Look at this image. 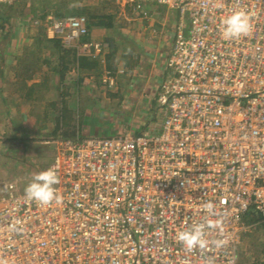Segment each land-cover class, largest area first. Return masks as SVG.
Segmentation results:
<instances>
[{
    "label": "built area",
    "instance_id": "obj_1",
    "mask_svg": "<svg viewBox=\"0 0 264 264\" xmlns=\"http://www.w3.org/2000/svg\"><path fill=\"white\" fill-rule=\"evenodd\" d=\"M108 1L177 16L155 94L161 124L54 140L49 167L60 204L29 202L1 184L0 264H237L244 216L264 217V0ZM237 10L252 31L225 40L221 21ZM27 22L64 46L79 42L90 56L102 50L101 42L80 41L89 34L84 15ZM102 82L114 84L110 71ZM209 202L215 215L204 208ZM207 219L219 221L205 230L209 247L186 252L177 232Z\"/></svg>",
    "mask_w": 264,
    "mask_h": 264
},
{
    "label": "crops",
    "instance_id": "obj_2",
    "mask_svg": "<svg viewBox=\"0 0 264 264\" xmlns=\"http://www.w3.org/2000/svg\"><path fill=\"white\" fill-rule=\"evenodd\" d=\"M115 5L119 15H110V27L90 26L88 21L89 34L80 40L103 44L94 57L81 52L79 42L67 46L76 49L74 60L71 54L61 57L48 42L57 39L46 38L42 29L30 28L26 21H16L7 48H0L2 130H22L35 142L159 128L162 118L154 110L153 99L166 72L176 14L152 5L135 14L127 6ZM123 19L128 30L113 27L114 21ZM105 71L114 77L112 86L102 82ZM31 85L35 89L26 97V87ZM51 153L52 149L50 158ZM33 161L30 168L37 171Z\"/></svg>",
    "mask_w": 264,
    "mask_h": 264
},
{
    "label": "rangeland",
    "instance_id": "obj_3",
    "mask_svg": "<svg viewBox=\"0 0 264 264\" xmlns=\"http://www.w3.org/2000/svg\"><path fill=\"white\" fill-rule=\"evenodd\" d=\"M63 0H30L29 2L18 3L17 10L11 13V19L15 27L16 21H26L46 13L54 15L57 9V3ZM66 12L70 10L83 9L84 16L87 15H115L118 16L119 10L115 2L108 0H64ZM6 6V5H4ZM116 9H115V8ZM116 10V11H115ZM45 12V13H44ZM122 18V17H121ZM177 16L175 18L176 22ZM119 21V20H118ZM114 21L115 28L127 29V21ZM176 23L172 26L174 27ZM16 28V27H15ZM113 28V29H115ZM158 115H160V112ZM156 121H160L158 117ZM5 125V124H4ZM5 127V126H4ZM13 130H2L0 124V185L8 183L20 193L24 192L26 185L32 180V177L38 173L42 167L50 165L52 153H54V139H38V142L16 143L9 140ZM28 137V136H27ZM34 138V136H29ZM82 137V136H77ZM88 137V136H86ZM48 138V137H47ZM76 138V137H75ZM45 139V138H44ZM56 140V139H55ZM43 142V143H42ZM48 144V145H46ZM48 146V147H47ZM50 147V150H49ZM52 149V157L49 152ZM49 155V158L47 156ZM33 159H36V169H31ZM51 159V160H50ZM244 229L241 233L237 250V264H264V217L249 222L244 221Z\"/></svg>",
    "mask_w": 264,
    "mask_h": 264
},
{
    "label": "clouds",
    "instance_id": "obj_4",
    "mask_svg": "<svg viewBox=\"0 0 264 264\" xmlns=\"http://www.w3.org/2000/svg\"><path fill=\"white\" fill-rule=\"evenodd\" d=\"M221 6V5H217ZM252 31V24L248 14L242 10H237L225 16L221 21L222 38L229 41L240 40L247 37ZM60 182L55 167L36 173L32 180L26 185L24 195L27 201L38 202L41 205H50L55 202L60 204L62 197L55 191L54 185ZM205 210L210 215H215L214 205L209 202L204 205ZM219 221L207 219L199 222L176 234V242L183 247L186 252L204 250L209 247L206 239V229H216ZM217 247L222 246L223 241H214Z\"/></svg>",
    "mask_w": 264,
    "mask_h": 264
},
{
    "label": "trees",
    "instance_id": "obj_5",
    "mask_svg": "<svg viewBox=\"0 0 264 264\" xmlns=\"http://www.w3.org/2000/svg\"><path fill=\"white\" fill-rule=\"evenodd\" d=\"M66 4V1H59L56 5H57V9L55 10L54 12V16L55 17H61V16H64V15H84V11L83 9H81L80 11L78 10H70V12H66V10L64 9V6ZM18 3H11V4H8L6 6H0V48L3 50L4 48H7L6 45H8V42H9V39L13 33V19H11V13L17 9L18 7ZM45 13V12H44ZM87 20L90 22V26H93V24L97 25V26H109L110 27V22L108 21V19H110V15H87L86 16ZM97 19L98 22H91L90 19ZM177 21V20H176ZM176 23V22H174ZM84 41V40H83ZM3 42V44H2ZM46 42L45 41H40V44H42ZM48 42H51L53 44V46L56 47V49L58 50L57 53H59L61 55V57L65 56L66 54H71V57L72 59L74 60L75 57H76V49L75 48H72V47H67L65 48L64 45L61 46L62 44L60 43V41L58 40H54V41H48ZM5 44V45H4ZM38 50V49H37ZM168 56V54H167ZM79 61H81V59L79 58ZM27 66V65H26ZM26 66H24V68H26ZM38 68V66H37ZM55 70V69H53ZM24 72V70H23ZM61 73V72H60ZM111 73V72H110ZM61 78V76H60ZM35 89V85H31V86H28L26 87V97L30 96L33 92V90ZM156 96V95H155ZM154 96V99H153V106H154V110L157 112L159 111V106L157 105L156 101H155V97ZM54 123L56 124V128L58 129V125H59V118L55 116L54 118ZM145 129L143 130H139L138 132H141V131H144ZM15 132H13L11 134V138L9 140H11L12 142H16V143H27L29 142L30 140H33V138H26L27 136L24 134V132L22 130H14ZM53 131H57V130H53ZM137 133V132H135ZM60 139H69V138H60ZM72 139V138H70ZM35 142H38L39 140L36 139L34 140ZM32 142V141H31ZM244 221L245 223H249V222H253L257 219H259L261 216H259L258 214L256 213H249L247 215L244 216Z\"/></svg>",
    "mask_w": 264,
    "mask_h": 264
}]
</instances>
